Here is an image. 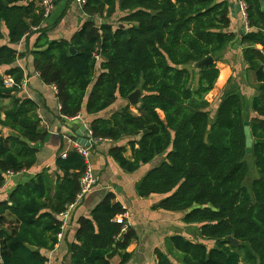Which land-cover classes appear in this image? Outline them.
<instances>
[{
    "label": "trees",
    "instance_id": "obj_1",
    "mask_svg": "<svg viewBox=\"0 0 264 264\" xmlns=\"http://www.w3.org/2000/svg\"><path fill=\"white\" fill-rule=\"evenodd\" d=\"M41 1L0 0L5 30L0 29V189L9 174L35 165L36 146L48 136L38 102L19 97L26 75L18 61L28 58L40 82L55 88L59 119L72 121L83 111L91 116L85 124L91 138L112 142L108 155L127 174L152 164L134 185L137 196H161L152 210L182 214L181 224L198 226L199 239L213 244L208 248L179 234L167 236L164 242L172 247L168 253L155 247L154 264H264L260 0H238L246 6L249 31L241 39L242 58L253 73L255 92L246 99L228 82L212 111L206 96L218 79L219 58L235 39L228 31V1L83 0L82 24L68 36L66 22L65 33L57 34L67 38H52L51 32L60 29L75 0H52L47 18ZM118 13V25L94 22ZM205 57L213 63L196 71L193 64ZM136 90L140 97L131 106L127 99ZM116 103L121 107L98 117ZM245 123L252 139L249 155ZM59 138L54 182L43 169L0 201V264H47L46 253L60 242L59 214L75 200L86 164ZM252 174L257 177L249 179ZM125 213L110 193L80 218L68 243L69 264H112L115 257L117 264H129L128 247L137 235L129 226L122 231L125 217L122 224L115 222Z\"/></svg>",
    "mask_w": 264,
    "mask_h": 264
},
{
    "label": "crops",
    "instance_id": "obj_2",
    "mask_svg": "<svg viewBox=\"0 0 264 264\" xmlns=\"http://www.w3.org/2000/svg\"><path fill=\"white\" fill-rule=\"evenodd\" d=\"M219 1H228L229 4H239L238 0ZM261 1L262 0H260V3ZM72 7L73 9L68 11L66 17L60 23V27H63L66 22L71 24L68 29L69 32L67 30L66 35H70L86 18L85 14L81 13L82 8H80L77 3H73ZM260 7L264 12V4L260 5ZM229 18L230 26L228 31L234 34L235 39L227 46L224 53L219 58V63H217L219 76L216 81L215 88L211 92L216 98V105L219 102L228 82L236 85L246 99H249V97L254 94V88L256 86L253 73L247 70V64L242 58V49L245 45L242 44L238 31L242 28H245V34L249 31L246 20L243 17V12L240 11V13H235L234 18H232L229 13ZM48 23H51V21ZM55 30L51 32L52 38H67L69 36H58ZM239 41L241 43L240 45L237 44ZM29 62L30 60L28 58L18 61V64L24 68L26 75L24 80L27 81L25 85H22L19 97H27L38 102L39 108L37 110V115L41 119V126L47 131L48 136L42 144L36 146L38 149L37 160L33 167L23 171L22 173L9 174L6 177L5 184L0 189V201L6 199L11 190L17 184H23L29 181L43 169H47L49 171L48 173L50 174L51 179L53 176L55 177L56 170L54 159L55 153L60 145L59 136L62 137L66 135L72 140H76V138H78L77 133L80 132V128L82 126H86V121L91 119V116H87L83 111L80 113V121L60 120L59 106L55 98L54 89L52 87L45 86L40 82L38 75L33 72ZM119 107H121L120 103H116L109 111L99 114L98 117H106ZM92 141V144L88 148L90 152L89 163L96 179L95 187L92 193L87 195L72 213L71 222L68 223L66 230L63 233L64 236L62 240L58 242L52 251L46 253V257L48 258L47 264H69V254L67 252L68 243H71L74 239L75 231L78 228V220L82 217H88L95 206L103 201L110 193L114 197V202L120 203L123 209L126 210L125 221L127 227H131V229L135 230V232H137L136 229L144 227V229H146V235L144 238L149 240L153 238L154 247H158V243L161 241L159 238L161 234L159 233L168 230L169 222L167 219H171L175 216L172 213L169 214L161 210L155 211L151 209L154 204L158 203V198L150 196L142 199L136 194L134 189L135 183H137L143 174L149 170L152 164L141 166L136 172L127 174L121 170L108 155L110 147L113 146L112 142H99L98 140ZM66 148L68 147L66 146ZM68 150L69 148L67 151ZM129 154L130 153L127 152L126 156L128 157ZM154 162L157 163L158 161L154 160ZM54 180L55 178L53 181ZM136 217H140L142 224L135 222ZM136 235H138V232ZM128 252L132 253L131 250H128ZM111 263L113 264V261H111ZM114 263L117 264L118 261L114 260Z\"/></svg>",
    "mask_w": 264,
    "mask_h": 264
},
{
    "label": "rangeland",
    "instance_id": "obj_3",
    "mask_svg": "<svg viewBox=\"0 0 264 264\" xmlns=\"http://www.w3.org/2000/svg\"><path fill=\"white\" fill-rule=\"evenodd\" d=\"M73 3H76V2L73 1L71 4H73ZM72 9H73V7H72ZM119 16H120L119 13L115 14L108 20H103L102 17H96L94 22L96 25H99L102 22L106 21V22L115 26V25H118V23H119ZM64 26L65 25H63V27H60V29L58 28L57 29L58 31L56 30L57 32H59L57 34H64L65 33V27ZM56 27H58V25ZM0 29L3 32H5V30L2 26L0 27ZM5 81L9 82L8 79H5ZM211 92L206 96V99H207V101L210 102V105H211L210 110L212 111L213 110L212 106H214L216 104V98L213 96V94ZM245 115H247L246 118H249L251 116L250 110L246 109ZM249 164L251 165V161H249ZM256 177L257 176L254 177V174H252V176H250L249 179L256 178ZM54 178L55 177L53 176V178L51 180L52 183L54 182L53 181ZM248 184H249V181H247L246 185H248ZM152 197H156V198H158V200L161 199V196H157V195H153ZM143 202H145V201H143ZM169 214H171V213H169ZM181 217H182V214H176L173 218L167 219V221L169 222L168 230L165 232L159 233V234H161L159 237L161 241H159V243H158L159 244L158 248L161 251H163L164 253H168L169 248L172 246L170 243L166 245V243L164 242V238L167 236L173 235V234L182 235L183 237H185L189 240L203 242L204 244H206V246L208 248L212 247V245H213L212 242L205 241V240L202 241L199 239L198 232H197L198 226H185V225H183V223L181 224V222H180ZM135 222L142 224V222L140 221V217H136ZM136 230L138 232L137 238H136V240H133L132 244L128 247V250H131L133 253V258L129 262V264H154L155 258L153 256V247H154L153 240H152L153 238L150 240L144 238L146 235V233H145L146 229H144V227H142L140 229H136ZM114 260L118 261V258H114L112 260L113 264H116V263H114ZM242 264H244L243 261H242Z\"/></svg>",
    "mask_w": 264,
    "mask_h": 264
},
{
    "label": "built area",
    "instance_id": "obj_4",
    "mask_svg": "<svg viewBox=\"0 0 264 264\" xmlns=\"http://www.w3.org/2000/svg\"><path fill=\"white\" fill-rule=\"evenodd\" d=\"M75 2L80 6V8L85 3L83 0H75ZM41 7H42V10L44 13V17L47 18L51 14V12L53 11V8H54L53 7V1L52 0H42L41 1ZM240 7H241V11L243 12V17L245 18L244 11H245L246 6L244 3L241 2ZM9 82H10V80H9ZM9 82H7V84H9ZM26 83H27V81L23 80L22 85H25ZM22 85H21V87H22ZM53 89L55 91L54 87H53ZM67 120H70V119H67ZM72 120L73 121L74 120L80 121L81 118L79 115H77ZM89 135H90L89 142L91 145L93 142L92 141L93 139L91 138L92 133L90 130H89ZM62 138H63V141L65 142V145L68 148H73L81 157H83L84 162L86 164V168H85V171H84V173L80 179V189H79L78 194L75 197V200L72 203L68 204V206H66L64 212L59 214V216L63 219V224L61 226V232L57 236L58 241H61V239L63 238V233L66 230L70 216L72 215L74 210L78 207V205L85 199V197L92 193V191L95 187V184H96V179L94 177L93 170H92L90 163H89V156H90L89 148L80 145V143H78L75 140H72L69 136L65 135V136H62ZM64 155H65V152H63L61 154V157H64ZM124 217H126V214L116 217L115 222L117 224H122V219ZM126 229H127V225H123L122 231L125 232Z\"/></svg>",
    "mask_w": 264,
    "mask_h": 264
},
{
    "label": "water",
    "instance_id": "obj_5",
    "mask_svg": "<svg viewBox=\"0 0 264 264\" xmlns=\"http://www.w3.org/2000/svg\"><path fill=\"white\" fill-rule=\"evenodd\" d=\"M264 4V0L261 1L260 5ZM229 11H230V15L232 18L235 17V13H240L241 8L239 4L236 3H230L229 4ZM239 36L241 37V39L243 38V36L245 35V28H242L240 31H238ZM237 44H241L240 41ZM71 53H73V49H70ZM213 63V59L212 57H205L204 59H202L199 62H196L195 64H193V68L198 71L200 69H202L203 67H205L207 64H211ZM140 97V91L136 90L134 91L131 95L128 96V103L131 106H134L138 103ZM78 138H76L77 142L80 143V145L84 146V147H89L90 146V135H89V130L86 126H82L80 128V132L77 133ZM244 136H245V152L247 155H249L251 153V144H252V139H251V134H250V128H249V124L245 123L244 124ZM227 241L233 245H239V242L234 240L231 237L227 238Z\"/></svg>",
    "mask_w": 264,
    "mask_h": 264
},
{
    "label": "clouds",
    "instance_id": "obj_6",
    "mask_svg": "<svg viewBox=\"0 0 264 264\" xmlns=\"http://www.w3.org/2000/svg\"><path fill=\"white\" fill-rule=\"evenodd\" d=\"M241 2H239V5H240ZM243 3V2H242ZM241 8V7H240ZM245 13V12H244ZM126 218V217H125Z\"/></svg>",
    "mask_w": 264,
    "mask_h": 264
}]
</instances>
